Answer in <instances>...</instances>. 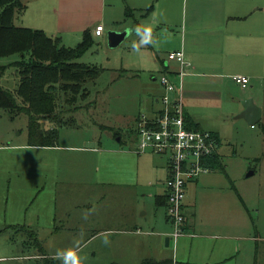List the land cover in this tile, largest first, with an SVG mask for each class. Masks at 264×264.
Wrapping results in <instances>:
<instances>
[{"label": "crops", "instance_id": "0c3cea01", "mask_svg": "<svg viewBox=\"0 0 264 264\" xmlns=\"http://www.w3.org/2000/svg\"><path fill=\"white\" fill-rule=\"evenodd\" d=\"M25 2L27 9L16 17L15 22L19 25L15 24L41 30L47 36L58 39L60 45L67 48L77 47L83 41L85 31L92 34L95 44L96 39L102 40L105 33V27L100 23L102 20L116 26L117 30L113 32H121L138 25L149 27L153 42L138 45L139 50H135L134 58L140 63L142 74L151 72L149 76L152 81L147 88L144 102V98L139 97V91L133 86L134 107L139 105L140 110L134 111L133 117L125 118L133 119L127 133L130 131L135 134L126 147L113 146L110 137L103 145L102 137L89 139L77 133H64L63 130H59L55 147H35L27 143L26 150H33L37 154L32 164L34 173H39L42 168L46 172L47 164L51 165L49 168L52 170L56 199L50 201L49 208L52 209L50 215L55 223L51 222L47 226L43 224L46 216L42 214H37L34 223L25 222V216L11 225H6L3 220L6 227L0 229V235H4L8 230L16 233L28 230L35 237L47 229L51 231L50 235L65 236L66 242L70 238L75 242L79 239V244L82 243L80 247L93 251L94 257L96 254L100 255V264H142L147 260L173 264H238L235 257L239 253L240 243L246 240L243 230L248 229V221L244 226V222H237L238 219H235L232 207L234 186H231L223 172L217 168H209V173L187 185L183 210L186 217L184 235L177 240L175 246H172L171 241H166L173 229L167 216V205L159 204L166 202L164 198L167 197V161L151 152L137 153V128L142 115L154 118L162 111L161 98L166 91L159 83L158 77L168 73L175 85L178 86L182 80L185 118L199 130L213 133L222 142L221 124L225 122L226 117H233L236 113L239 115L244 110L242 103L249 99L255 103L260 89L264 87V0ZM112 5L115 6L117 14L108 12ZM99 25L104 27L101 37L95 35V29ZM133 35H136L135 32H130L129 36ZM178 51H183L186 60L191 64L190 68L183 69L186 74L182 79L179 75L182 69L180 65L176 62L168 63L167 60L170 53ZM90 66L98 67L94 64ZM123 67L115 70L120 72L119 80L133 79L138 82L141 79L139 70L129 71ZM234 76L248 77V86L243 88L238 85L233 80ZM87 84L85 93L88 90L91 92ZM156 84H159L161 89L157 88ZM145 85H148V81ZM85 97L86 94L74 103L85 101ZM261 109L263 118L264 107ZM77 113L74 111L72 115ZM236 117L235 119H238ZM186 124L188 125L187 122ZM65 126L67 124L62 127ZM112 131L115 136V133L122 130L113 128ZM75 139L81 141L72 142ZM91 139L98 141L93 142ZM24 147L26 144L0 146V155L4 156V152L25 151ZM221 147L222 144L218 154L224 165ZM41 160H49L52 163L41 165ZM24 162L25 159L18 156L14 159L13 168L0 162L3 179H10L8 173L11 171L19 178V173L24 172ZM12 184L10 179V186ZM59 188L84 190L86 201L80 211L70 212L64 208L66 212L63 218L62 215L59 218L61 224L58 226V204L68 207L72 203L67 196L62 199L59 197ZM130 189L138 193L133 201L130 196L126 197ZM37 190L40 193V189ZM108 191L120 194L111 211L106 210L103 205L108 201L105 195ZM147 193L149 201H154L156 206V217L151 215V219H146L148 212L144 198L137 197H146ZM128 202H131L132 208L128 207ZM159 208L164 209V218L159 216ZM246 219L248 220V217ZM240 226L241 234L235 233V228L239 229ZM64 230L67 234L62 232ZM105 236L110 240L108 245L102 242ZM41 256L44 260L54 259L53 252H45V255Z\"/></svg>", "mask_w": 264, "mask_h": 264}, {"label": "rangeland", "instance_id": "374dc122", "mask_svg": "<svg viewBox=\"0 0 264 264\" xmlns=\"http://www.w3.org/2000/svg\"><path fill=\"white\" fill-rule=\"evenodd\" d=\"M108 12L117 14L114 5L108 8ZM15 23L18 24L17 22ZM100 23H103L105 27L103 39H96L97 43L94 47L78 61L88 65L94 64L105 70L95 84L92 82L87 84L91 92L87 91L85 101L79 100V103L72 105L70 109V106L64 104L63 100V110L59 114L58 119L62 118L63 121H66L67 126L62 127L49 120L43 121L42 126L47 130L58 128L60 131L63 130L64 133L71 135L77 133L89 139L102 137L101 143L103 145L109 141L108 137H110V143L113 146L126 147L135 134L130 131L127 133L128 126H132L133 119L125 118L133 117L134 111L140 110L139 105L136 108L134 107V87L139 91V97L144 98V102L148 92L147 88L152 81L149 76L151 72L142 74L139 69L140 63L134 58L135 50L132 48V44L137 42L139 45V37L137 35L129 36L117 48H110L109 33L117 30L115 29L116 26L108 24L104 20L100 21ZM16 58L17 56L0 59V65H6ZM121 66H124L123 68L129 71L136 72V70H139V73L142 74L141 79L138 82L133 79L119 80L121 79L119 77L120 72L115 70H120ZM147 81L148 85H145ZM18 83L19 76L15 68H7L0 80V86L14 91L17 89ZM157 88L161 89L159 84ZM255 103L259 107L261 106L260 108L264 107V87L260 89ZM77 107L80 108L75 109ZM74 111L78 113L72 115ZM236 116H238V113L234 114L233 117H226L225 122L221 124L220 133L222 139L220 153L224 160L227 174L223 173V175L231 186L236 188L245 202L244 207L236 192H234L232 207L235 219H238L237 222H244V226L248 221V229L243 230L246 240L240 243L239 253L236 254L235 259H237L238 264H264V133L262 126V124L264 125V110L261 124H256L255 126L249 125L244 119H235ZM28 122V117L24 114L14 116L7 111L0 110V146H21L26 144V147H24L25 151H19L18 153L4 152V156L0 155V162L8 164L11 168L15 166L13 163L17 156L25 159L23 164L24 172L19 173V178L15 177L12 171L8 173L9 178L13 181L11 186L10 179H3L0 173V229L6 227L3 220H5L6 225H11L13 222L15 224L19 218L21 220L25 216V222L31 221L34 223L37 214L46 216L43 219V224L46 226L51 222L52 224L55 223L50 215L52 209L49 208L50 201H55L56 199L52 170L49 168L51 165L47 164L46 172L43 168L39 173L33 172L32 164L37 154L33 150H26ZM103 126L105 127L103 128ZM113 128L122 130L115 133V135L118 134L117 137L112 134ZM98 139L92 141L97 142ZM80 141V139H75L72 142L79 143ZM40 157L42 158V156ZM50 162L49 160L45 162L41 160V165ZM252 171L254 175L248 176ZM37 189H40V193ZM58 190L61 199L67 196L72 202L68 207H63L61 203L58 204L56 225L59 226L61 224L59 218L61 215L63 218V214L66 212L64 208H67L70 212L80 211L86 201V193L84 190L77 188H59ZM105 195L108 201L103 205L106 210L111 211L114 202H118L120 194L108 191ZM136 195L138 193L134 189H130L126 197L129 198L130 196V200L133 201L136 199ZM137 197L139 199L144 198L143 201L147 204L148 215L146 219H151L152 216L156 217L154 216L155 202L149 201V193H147L146 197L144 195ZM130 203L128 202V207L132 208ZM159 213V216L164 218V209L159 208ZM139 214L141 213L139 212ZM247 217L248 220L246 219ZM50 232V230L44 229L40 236L35 235L34 237L28 230L17 233L8 230L4 235H0V258H5L0 260V264H46V259L44 260L41 256V248L47 253L53 252L54 254L57 249L71 250L79 258L80 264H100V255L96 254L94 257L92 255L93 251L80 247L82 243L79 244V239L75 242L70 240V238L66 242L65 236L50 235ZM62 232L67 234L65 230ZM236 232L241 234V226L239 229L235 228ZM91 247L93 246L91 245ZM13 257L18 258L14 259Z\"/></svg>", "mask_w": 264, "mask_h": 264}, {"label": "trees", "instance_id": "16d2710c", "mask_svg": "<svg viewBox=\"0 0 264 264\" xmlns=\"http://www.w3.org/2000/svg\"><path fill=\"white\" fill-rule=\"evenodd\" d=\"M26 8L25 0H0V59L17 56L8 64L0 65V80L9 67L15 68L19 76L16 90L11 91L0 86V110L14 116L24 114L28 117L29 146L55 147L59 139V129L47 130L42 126L43 121L49 120L59 126L67 124L62 118L58 119L63 110V100L71 109L74 102L86 94V84L96 81L103 69L78 61L95 45V39L89 31L83 33V41L77 47L61 46L58 39L47 36L41 30L15 24V17ZM127 13L129 16L130 11ZM185 121L189 130L199 131L188 118ZM262 126L264 133V125ZM117 136L118 134L115 135ZM215 137L220 148L221 141L216 135ZM205 163L209 168H217L226 174L218 152L205 160ZM234 190L245 207L243 198L235 187ZM164 199L166 202L159 205H168L167 197ZM41 252V255H45L42 248ZM45 263L61 264L55 259L46 260ZM142 264L173 262L147 260Z\"/></svg>", "mask_w": 264, "mask_h": 264}, {"label": "built area", "instance_id": "2783aa9c", "mask_svg": "<svg viewBox=\"0 0 264 264\" xmlns=\"http://www.w3.org/2000/svg\"><path fill=\"white\" fill-rule=\"evenodd\" d=\"M104 27L99 25L95 35L101 37ZM168 63L180 65V77L186 74L183 69L190 68L183 51L170 53ZM234 82L246 88L250 79L245 76H234ZM159 83L166 94L161 98L162 111L154 118L142 115L139 119L137 136V153H154L166 159L169 177L167 188V216L172 225L170 241L175 246L184 235L186 217L184 204L187 197V185L202 175L210 172L205 160L219 152L215 135L208 131H192L187 128L183 106L182 80L175 85L168 73L159 77Z\"/></svg>", "mask_w": 264, "mask_h": 264}, {"label": "water", "instance_id": "95a60500", "mask_svg": "<svg viewBox=\"0 0 264 264\" xmlns=\"http://www.w3.org/2000/svg\"><path fill=\"white\" fill-rule=\"evenodd\" d=\"M130 32L127 30L121 32H111L109 33V46L110 48H117L120 46L125 39L128 38ZM244 110L236 117L238 119H244L248 122L249 125L255 126L261 121L262 118V109L258 107L253 100L249 99L242 103ZM120 140V139H119ZM254 175V172H250L248 176ZM166 241H170V238H167Z\"/></svg>", "mask_w": 264, "mask_h": 264}, {"label": "clouds", "instance_id": "9594fccd", "mask_svg": "<svg viewBox=\"0 0 264 264\" xmlns=\"http://www.w3.org/2000/svg\"><path fill=\"white\" fill-rule=\"evenodd\" d=\"M129 32H135L137 37H139V45H147L153 42L152 33L149 27L135 26L134 28L128 29ZM132 48L134 50L138 49L137 42H133ZM103 244L108 245L110 240L105 236L103 238ZM54 259L59 260L61 264H80L79 258L71 250L57 249L54 254Z\"/></svg>", "mask_w": 264, "mask_h": 264}]
</instances>
